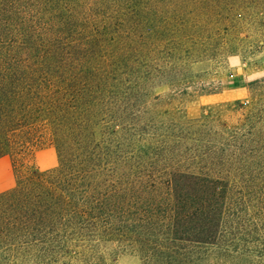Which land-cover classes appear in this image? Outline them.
<instances>
[{
    "label": "rangeland",
    "instance_id": "374dc122",
    "mask_svg": "<svg viewBox=\"0 0 264 264\" xmlns=\"http://www.w3.org/2000/svg\"><path fill=\"white\" fill-rule=\"evenodd\" d=\"M262 111L264 0H0V172L12 186L11 163L45 168L47 149L57 166L104 140L111 161L125 151L175 168L210 166L190 156L235 143L211 155L238 171L225 228L263 255L235 264H264ZM107 249L109 264H141Z\"/></svg>",
    "mask_w": 264,
    "mask_h": 264
},
{
    "label": "trees",
    "instance_id": "16d2710c",
    "mask_svg": "<svg viewBox=\"0 0 264 264\" xmlns=\"http://www.w3.org/2000/svg\"><path fill=\"white\" fill-rule=\"evenodd\" d=\"M103 143L80 146L48 169L11 163L14 185L0 192V264H109L112 242L141 264H235L241 252L263 257L254 242L239 248L242 240L225 228L228 185L238 171L211 155L236 150L235 143L202 145L190 156L212 160L210 166L175 168L144 165L125 151L111 161Z\"/></svg>",
    "mask_w": 264,
    "mask_h": 264
},
{
    "label": "crops",
    "instance_id": "0c3cea01",
    "mask_svg": "<svg viewBox=\"0 0 264 264\" xmlns=\"http://www.w3.org/2000/svg\"><path fill=\"white\" fill-rule=\"evenodd\" d=\"M45 152H47L48 158H49L48 159L49 161H47L48 165L45 168H41L38 161L36 162L37 167L41 170L52 168L55 166V163H56L55 158H53L51 155L50 149L45 150ZM12 183H13V181H12V175H11L10 170L6 169V170H3L2 172H0V191H4L8 188H11Z\"/></svg>",
    "mask_w": 264,
    "mask_h": 264
}]
</instances>
